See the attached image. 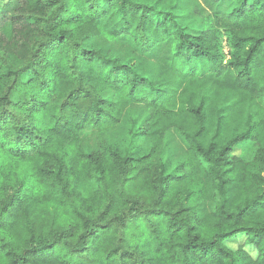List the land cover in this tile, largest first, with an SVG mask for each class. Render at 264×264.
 I'll list each match as a JSON object with an SVG mask.
<instances>
[{"label":"clouds","instance_id":"obj_1","mask_svg":"<svg viewBox=\"0 0 264 264\" xmlns=\"http://www.w3.org/2000/svg\"><path fill=\"white\" fill-rule=\"evenodd\" d=\"M0 264H264V0H0Z\"/></svg>","mask_w":264,"mask_h":264}]
</instances>
